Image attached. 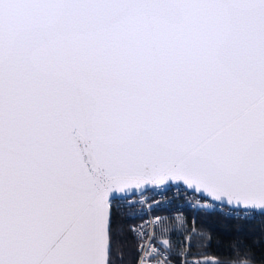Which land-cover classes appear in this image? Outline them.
I'll list each match as a JSON object with an SVG mask.
<instances>
[{
  "label": "snow or ice",
  "instance_id": "obj_1",
  "mask_svg": "<svg viewBox=\"0 0 264 264\" xmlns=\"http://www.w3.org/2000/svg\"><path fill=\"white\" fill-rule=\"evenodd\" d=\"M172 184L264 215V0H0V264H116Z\"/></svg>",
  "mask_w": 264,
  "mask_h": 264
},
{
  "label": "built area",
  "instance_id": "obj_2",
  "mask_svg": "<svg viewBox=\"0 0 264 264\" xmlns=\"http://www.w3.org/2000/svg\"><path fill=\"white\" fill-rule=\"evenodd\" d=\"M182 187L178 189L172 184L166 187L161 186L162 190L157 191L151 186L148 191L143 192V195L138 192V194L129 197L131 206L126 204L122 207L121 213L132 220L130 229L136 230L131 233L136 240L137 259L140 255L144 256L143 264H154L148 255L153 246L160 248L161 255L157 256L156 259L160 260L161 264H164L165 257H167L169 264H176L177 262L178 264H198V259L204 261L205 258H198L189 254L191 237L195 232V215L201 207H193L197 203L198 197L184 192ZM144 198H146V203H139ZM132 201L136 203L132 204ZM208 202L207 200L200 201L201 204ZM215 203L216 208L209 210L245 218L258 217L260 214L258 211L241 213L230 209L228 206L220 205L219 202ZM178 216L183 217L186 221L183 225L177 224L176 217ZM157 217L164 218L170 229L167 234V238L171 241L170 251H166L169 248L168 245L161 246L160 244L163 237L160 235ZM141 232L148 235L138 238L137 233ZM153 235L156 236L155 241L151 240Z\"/></svg>",
  "mask_w": 264,
  "mask_h": 264
},
{
  "label": "trees",
  "instance_id": "obj_3",
  "mask_svg": "<svg viewBox=\"0 0 264 264\" xmlns=\"http://www.w3.org/2000/svg\"><path fill=\"white\" fill-rule=\"evenodd\" d=\"M115 222L125 229L118 246L122 261L117 260L116 264H135L136 240L128 231L132 220L120 213ZM189 254L198 258L213 257L214 261L209 260L211 264L217 261L219 264H239L243 260L264 264V215L245 218L200 208L195 215Z\"/></svg>",
  "mask_w": 264,
  "mask_h": 264
},
{
  "label": "rangeland",
  "instance_id": "obj_4",
  "mask_svg": "<svg viewBox=\"0 0 264 264\" xmlns=\"http://www.w3.org/2000/svg\"><path fill=\"white\" fill-rule=\"evenodd\" d=\"M207 210H209V209H207ZM223 214H225V213H223ZM225 215H227V214H225ZM203 259H204V261H201L200 259H198V264L203 263V262H206L207 260H211V261H214L215 260L213 257H203Z\"/></svg>",
  "mask_w": 264,
  "mask_h": 264
},
{
  "label": "water",
  "instance_id": "obj_5",
  "mask_svg": "<svg viewBox=\"0 0 264 264\" xmlns=\"http://www.w3.org/2000/svg\"><path fill=\"white\" fill-rule=\"evenodd\" d=\"M151 186H148V188H150Z\"/></svg>",
  "mask_w": 264,
  "mask_h": 264
}]
</instances>
